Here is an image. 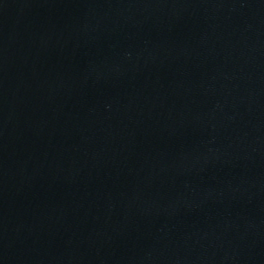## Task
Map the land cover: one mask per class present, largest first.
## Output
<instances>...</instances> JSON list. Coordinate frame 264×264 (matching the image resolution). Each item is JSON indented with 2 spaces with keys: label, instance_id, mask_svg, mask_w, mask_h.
<instances>
[{
  "label": "water",
  "instance_id": "water-1",
  "mask_svg": "<svg viewBox=\"0 0 264 264\" xmlns=\"http://www.w3.org/2000/svg\"><path fill=\"white\" fill-rule=\"evenodd\" d=\"M0 264H264V0H0Z\"/></svg>",
  "mask_w": 264,
  "mask_h": 264
}]
</instances>
